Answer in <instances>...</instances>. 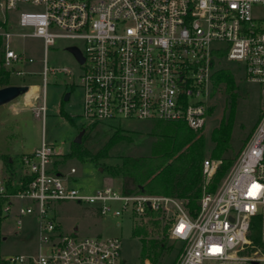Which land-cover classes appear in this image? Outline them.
I'll return each mask as SVG.
<instances>
[{
    "label": "built area",
    "instance_id": "built-area-1",
    "mask_svg": "<svg viewBox=\"0 0 264 264\" xmlns=\"http://www.w3.org/2000/svg\"><path fill=\"white\" fill-rule=\"evenodd\" d=\"M263 8L264 0H0L1 65L22 77L21 66L33 62L12 38H39L44 53L58 38L75 40L83 115L91 123H182L202 131L224 59L241 63L264 92ZM46 63L44 56L43 84L48 72L62 71ZM45 112L43 99L36 114ZM56 154L42 140L18 159L0 156V240L8 219L19 231L32 216L38 237L32 254L0 255V264H123L118 237L61 231L52 204L62 200L90 204L103 216L127 214L133 226L158 212L168 235L184 245L178 264H264V249L251 236L258 219L264 244V113L220 187L203 193L196 215L173 196L72 186L55 171ZM221 163L207 158L204 177Z\"/></svg>",
    "mask_w": 264,
    "mask_h": 264
},
{
    "label": "rangeland",
    "instance_id": "rangeland-1",
    "mask_svg": "<svg viewBox=\"0 0 264 264\" xmlns=\"http://www.w3.org/2000/svg\"><path fill=\"white\" fill-rule=\"evenodd\" d=\"M25 8L34 9L30 5ZM11 43L17 51H23L26 56L32 57L33 62L21 66L27 72L25 75L13 77L14 83H20V78H23L28 91L0 105L1 157L8 154L18 159L21 154L39 147L44 140L57 152L53 156L55 169L72 186L84 190H93L103 184L120 188V179L105 173L100 164L120 162L125 155H149L151 145L159 138V127L176 125L136 120L91 123L83 115V90L80 86L82 70L69 51L70 47H81V44L75 40L58 38L44 53L43 42L36 37L12 38ZM44 56L49 69L57 68L62 71L55 74L48 72L43 84ZM221 65L233 73L235 86L231 91L226 83L219 86L210 101L213 111L208 115L206 126L201 132L205 135L206 159H217L212 156L215 148L213 134L223 121L231 124V148L224 154L234 160L229 172L263 116L264 92L261 84L246 78L241 63L224 59ZM43 99L46 105L44 117L36 114V108L42 104ZM117 132L120 139L103 157L99 156ZM80 134V142L77 143L75 140ZM74 150H84L86 155H74ZM72 167L75 169L73 173L70 172ZM213 176L210 179L205 177V191ZM52 214L62 232H77L80 236L118 237L121 240L123 264H145L140 259L141 242L133 234L134 221L127 214L119 218L103 216L94 206L73 200L54 202ZM117 222L121 223L120 227L116 226ZM36 225L34 216L25 217L18 231L13 219H8L1 228L5 239L0 240V255L32 254L38 239ZM183 250L181 241L166 237V250L157 264H178ZM256 250L258 249L249 248L251 253Z\"/></svg>",
    "mask_w": 264,
    "mask_h": 264
},
{
    "label": "trees",
    "instance_id": "trees-1",
    "mask_svg": "<svg viewBox=\"0 0 264 264\" xmlns=\"http://www.w3.org/2000/svg\"><path fill=\"white\" fill-rule=\"evenodd\" d=\"M13 77L1 65L0 58V88L11 85H27L23 78H20V83H14ZM223 83L228 85L229 91L235 86L234 75L229 69L215 73L214 93ZM212 111L213 107L210 109V113ZM231 131V124L223 121L213 134L215 148L212 156L223 160L206 186L207 191L213 192L218 188L234 161L232 158L224 156L225 152L231 148ZM158 133L159 138L151 145L149 155H125L120 162L102 163L100 168L108 175L120 179V188L124 193L173 196L184 201L189 212L196 215L205 191V135L182 123L160 126ZM119 139L120 134L117 132L98 155L103 157L106 151ZM73 154L82 157L86 155V151L74 150ZM2 157L8 161L11 156L7 154ZM55 171L57 172V170ZM150 216L147 221L136 223L133 227V234L141 242V261H145V264H157L163 251L166 250V237L169 236L168 226L163 225L162 220L157 218L158 212H151ZM251 236L255 245L264 249L258 219L254 220V230Z\"/></svg>",
    "mask_w": 264,
    "mask_h": 264
},
{
    "label": "water",
    "instance_id": "water-1",
    "mask_svg": "<svg viewBox=\"0 0 264 264\" xmlns=\"http://www.w3.org/2000/svg\"><path fill=\"white\" fill-rule=\"evenodd\" d=\"M69 51L73 53V55L79 62H83V58L81 57L77 48L70 47ZM27 91H28L27 85H11L0 88V105L10 102L11 100L21 96ZM80 137L81 134L75 140L77 143L80 142Z\"/></svg>",
    "mask_w": 264,
    "mask_h": 264
},
{
    "label": "snow or ice",
    "instance_id": "snow-or-ice-1",
    "mask_svg": "<svg viewBox=\"0 0 264 264\" xmlns=\"http://www.w3.org/2000/svg\"><path fill=\"white\" fill-rule=\"evenodd\" d=\"M183 226H181V229H179L178 231L182 230Z\"/></svg>",
    "mask_w": 264,
    "mask_h": 264
}]
</instances>
